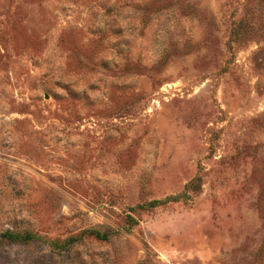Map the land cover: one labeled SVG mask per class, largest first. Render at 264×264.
<instances>
[{"label": "rangeland", "instance_id": "rangeland-1", "mask_svg": "<svg viewBox=\"0 0 264 264\" xmlns=\"http://www.w3.org/2000/svg\"><path fill=\"white\" fill-rule=\"evenodd\" d=\"M7 229L0 264H264V0H0Z\"/></svg>", "mask_w": 264, "mask_h": 264}, {"label": "trees", "instance_id": "trees-1", "mask_svg": "<svg viewBox=\"0 0 264 264\" xmlns=\"http://www.w3.org/2000/svg\"><path fill=\"white\" fill-rule=\"evenodd\" d=\"M155 203L157 202H154L153 204ZM95 235L98 239L107 238L106 234H100L99 232L95 233ZM0 238L7 240L9 242H12V243L26 244L34 240L36 238V235L29 231L18 232V231L7 229V230L0 232Z\"/></svg>", "mask_w": 264, "mask_h": 264}]
</instances>
